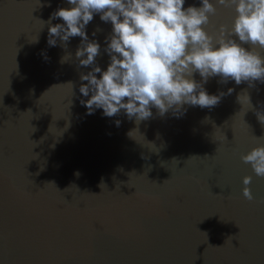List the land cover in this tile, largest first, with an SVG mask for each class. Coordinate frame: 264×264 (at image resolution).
I'll list each match as a JSON object with an SVG mask.
<instances>
[{
	"label": "water",
	"instance_id": "95a60500",
	"mask_svg": "<svg viewBox=\"0 0 264 264\" xmlns=\"http://www.w3.org/2000/svg\"><path fill=\"white\" fill-rule=\"evenodd\" d=\"M58 7L70 5L0 0V264H264V178L241 160L264 145L255 114L264 83L210 78L204 87L225 93L221 102L185 105L180 118L155 108L140 122L87 115L81 38L47 44L43 21ZM234 17L218 8L206 31L230 28ZM86 31L106 71L112 25L95 15ZM246 95L251 104L239 101ZM246 176L253 201L243 196Z\"/></svg>",
	"mask_w": 264,
	"mask_h": 264
},
{
	"label": "clouds",
	"instance_id": "9594fccd",
	"mask_svg": "<svg viewBox=\"0 0 264 264\" xmlns=\"http://www.w3.org/2000/svg\"><path fill=\"white\" fill-rule=\"evenodd\" d=\"M185 2L67 0L69 8L58 7L43 21L48 27L49 47L58 46L59 41L66 48L72 38H81L76 60L80 67L91 68L80 74L79 92L87 98L80 103L87 115L102 109L105 117L123 112L129 120L140 122L152 118L155 108L160 116L172 111L180 118L187 111L185 105L211 109L221 102L225 93L209 95L204 87L210 78L219 77L222 84L264 83V57L258 51L264 50V0H200L199 7H185ZM218 8L233 9L234 21L230 28L220 25L210 34L206 26ZM95 15L112 25L105 39L104 51L110 57L106 71L96 64L101 45L89 39L86 31ZM54 20L63 23L53 24ZM242 44L252 45L251 50ZM66 60L62 57L61 63ZM195 73L201 82L193 78ZM68 85L74 88L73 83ZM233 91L229 89L227 94ZM238 99L251 104L248 95ZM255 114L264 124V111ZM120 123L116 121L117 126ZM241 160L251 165L257 177L264 178V145L242 155ZM251 182V176L244 177L243 196L248 201L255 199L248 187Z\"/></svg>",
	"mask_w": 264,
	"mask_h": 264
}]
</instances>
